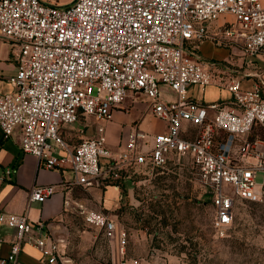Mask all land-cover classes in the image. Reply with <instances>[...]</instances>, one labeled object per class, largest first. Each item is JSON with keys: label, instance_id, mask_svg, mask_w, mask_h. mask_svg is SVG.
<instances>
[{"label": "built area", "instance_id": "1", "mask_svg": "<svg viewBox=\"0 0 264 264\" xmlns=\"http://www.w3.org/2000/svg\"><path fill=\"white\" fill-rule=\"evenodd\" d=\"M226 16L232 19L224 20L222 34H212L209 23ZM0 37L10 42L18 62L9 78L14 89L0 93L3 136L20 128L21 149L46 168H70L72 183L90 188L120 171L187 160L211 198L220 236L233 225L237 201L264 199V177L258 181V172L264 174V137L250 138L254 130L264 131V80L244 89L243 72L201 60L195 46L211 38L240 47L250 59L264 54L262 0H0ZM163 85L175 92L173 99ZM191 85L202 92L215 86L231 99L193 98ZM128 99L146 102L167 130L150 142L135 122L116 150L104 124L74 146L61 135L63 125L82 118L108 122L119 108L129 112ZM55 192L54 184H35L29 197L43 202ZM80 208L85 222L106 238L109 264H141L129 257L130 234L116 218ZM0 223L16 229L0 264H18L26 242L50 262L74 264L66 239L54 238L44 222L0 210Z\"/></svg>", "mask_w": 264, "mask_h": 264}, {"label": "rangeland", "instance_id": "2", "mask_svg": "<svg viewBox=\"0 0 264 264\" xmlns=\"http://www.w3.org/2000/svg\"><path fill=\"white\" fill-rule=\"evenodd\" d=\"M204 42L223 45L211 38L197 42L201 60ZM68 126L72 127L68 132L82 128L81 122ZM149 126L158 132L164 124L152 119ZM81 135L73 139L75 143ZM86 135L85 131L84 138ZM263 177V172H258V181ZM106 185L118 186L119 196L108 190L103 197ZM99 192L88 193V208L109 213L127 229L129 257L143 264H264V199L237 201L233 225L220 236L213 227L211 198L187 160L163 168L120 171L117 177L110 174L101 182ZM72 212L75 222L69 224V232L58 235L66 239L67 256L74 264H109L110 249L103 233L85 222L80 204L76 203Z\"/></svg>", "mask_w": 264, "mask_h": 264}, {"label": "crops", "instance_id": "3", "mask_svg": "<svg viewBox=\"0 0 264 264\" xmlns=\"http://www.w3.org/2000/svg\"><path fill=\"white\" fill-rule=\"evenodd\" d=\"M55 1L59 4H67L72 0ZM262 1L264 2V0ZM226 18L229 16L220 17L209 23L210 32L222 34L220 26ZM234 47L236 46L231 47L229 44L214 47L210 42H204L201 49L207 57L204 56L205 59H203L220 61L232 70L242 71L244 73L241 82L242 87L249 89L256 80H264V54L250 59L245 56L242 50ZM242 53L244 57L241 56ZM245 62L247 63L246 67ZM17 67L18 62L12 52L10 42L0 37V93L11 92L14 89L9 78L16 73ZM162 89L168 99L175 97V92L168 86L163 85ZM189 95L208 103L231 99V94L228 91L215 86H209L206 92H202L198 86L191 85L189 86ZM124 105L129 107L130 111L126 112L121 108L115 110L113 120L100 122L93 117L82 118L77 121L81 122L82 128L78 127L76 131L68 132L67 129L72 128L68 125L71 124L63 125L60 130L61 135L71 146H74L82 139L94 135L98 125L104 124L108 144L113 150H116L126 143L128 134L135 122H139L140 127L148 132L150 142L153 141L156 134L167 130V122L156 117L151 110L147 109L146 102L140 100L133 103L128 99ZM152 119L163 122L164 127L161 131L153 132L150 129L149 122ZM85 131L89 134L86 135V138H84ZM81 134L83 137L75 143L73 139L78 136L81 137ZM21 138L20 128H17L9 138H4L0 126V210L13 214H26L33 222H44L54 238H57L59 234H67L70 230L68 229L69 224L75 222L72 212L75 204L78 203L80 206L86 204L87 207L84 206L85 208L93 209L88 208L91 206L88 193L99 195L100 184L105 178L103 177L95 186L90 188L75 185L72 183L74 175L70 168H46L39 158L21 149ZM35 184H54L56 185V192L43 202L32 201L29 197V191ZM108 190H112L117 197L119 196L118 186L106 185L103 197ZM15 233L14 227L0 223V259L6 257L10 252L11 240ZM145 263L151 264L150 261H145ZM18 264H60V262H50L49 257L44 256L38 247L26 242L22 247Z\"/></svg>", "mask_w": 264, "mask_h": 264}, {"label": "trees", "instance_id": "4", "mask_svg": "<svg viewBox=\"0 0 264 264\" xmlns=\"http://www.w3.org/2000/svg\"><path fill=\"white\" fill-rule=\"evenodd\" d=\"M256 135H260L262 137H264V131L262 129H258V130H254L251 134H250V138L255 137ZM159 168H163V167H159ZM120 177V176H119ZM114 184H117L116 182H113ZM212 202V201H211Z\"/></svg>", "mask_w": 264, "mask_h": 264}]
</instances>
